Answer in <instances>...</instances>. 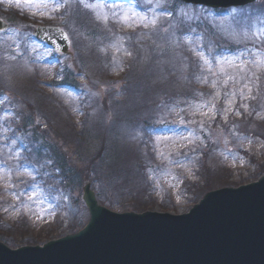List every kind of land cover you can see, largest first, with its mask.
<instances>
[{"label": "trees", "instance_id": "16d2710c", "mask_svg": "<svg viewBox=\"0 0 264 264\" xmlns=\"http://www.w3.org/2000/svg\"><path fill=\"white\" fill-rule=\"evenodd\" d=\"M170 1L165 2V7L173 16ZM248 8L233 10L230 17L239 26L235 35L246 38V43L223 46L220 38L205 35H192L186 41L178 38L179 55L173 58L176 67H166L163 77L159 65L168 61L165 58L168 54L155 51V45L141 33L144 26L131 24L133 31L132 28L121 31L120 36L104 31L97 39L89 30L73 29L79 21L71 18L74 27L68 22L64 29L72 42L79 71L75 73L67 65L56 70L55 79L49 84L50 92L43 87L44 76L32 72L28 77L21 70L24 63L36 69L34 63L47 57L44 52L30 57L29 45L17 34L16 47L22 42L19 50L25 52V57L16 63L15 85L0 81L2 93L7 90L16 95L12 96L15 116L4 117L0 122V131L5 132V142H9L7 151L15 157L10 163H0V168L6 167L7 171L0 173V241L16 247L20 245L16 238L22 239L29 229L22 210L9 227L2 222L10 208L16 209L4 192L7 183L16 179L18 170L23 173L22 178L36 176L43 189L53 194L69 189L80 178H88L99 202L109 209L120 212L153 209L158 199L153 194L151 179L162 172L166 161L157 153L156 137L165 133L169 125L168 109L179 108L185 113L219 89L230 97L226 108L229 113L226 118L217 115L213 127L241 128L264 142V0ZM15 11L0 7V16L20 27L36 23L27 13ZM221 12L212 14L213 21L223 19ZM110 25L119 27L116 21ZM246 49L254 52L251 62L235 64L241 59H232L245 58ZM81 74L104 89L102 97L93 98L81 92L78 83ZM159 77L164 83L156 80ZM7 104L13 105L8 98ZM7 104L2 105L4 110L8 109ZM75 115L80 117L76 120ZM185 117L200 125L195 116L185 114ZM17 135L22 138V146L11 143ZM188 150L180 154L187 157V167L191 165L194 173L191 178L182 177L181 182L184 190L192 189L196 202L208 191L232 185V173L219 158L211 154L200 158L197 152L189 154L192 152ZM33 167L37 170L34 174ZM263 171L261 165L255 176ZM166 194L167 191L159 192L160 210H175V206L166 204L170 200Z\"/></svg>", "mask_w": 264, "mask_h": 264}, {"label": "rangeland", "instance_id": "374dc122", "mask_svg": "<svg viewBox=\"0 0 264 264\" xmlns=\"http://www.w3.org/2000/svg\"><path fill=\"white\" fill-rule=\"evenodd\" d=\"M130 2L137 3L138 7L130 10L133 7ZM164 2L165 0H61V7L53 11V0H0V4L4 8L12 11L16 9L23 11L40 25L61 26L70 22L71 18L78 20V26L74 27L70 22L71 27L77 30H89L95 33L97 39L100 35L102 36L104 31L109 34H120L121 31H125L121 27L110 25L109 22L112 21H117L124 27L127 26L126 30L134 29V27H130L131 23L136 26H144L141 33L155 45V51L158 53L167 52L168 54V56L161 55L165 56L167 62L157 64L160 66L159 69H163L162 77L167 73L166 67L169 69L176 67V61L173 58H178L176 55H179L178 38L186 41L192 35H205L208 38L211 36L220 38L223 41H221L223 46L246 43V38L235 35L239 32L237 30L239 26L237 22L230 20L234 11L229 10L222 15L223 19L213 21L210 13L205 12L204 15H201V10H193L176 5V3H170V10L175 13L171 17ZM117 5L120 7H116ZM50 12L52 15L56 13L59 18L54 15L50 16ZM132 13H136V15ZM141 17H146V19H141ZM227 18L229 20H226ZM153 19L156 20L155 26L151 23ZM13 29L0 36V77L5 80L6 85L9 83L15 85L16 63L25 55V52L19 50L22 42H19L16 47V38L13 39L16 34L11 31ZM25 31H27L26 28L21 29L22 40L28 42L29 38ZM28 45L30 57L32 54L41 51L39 50L41 48H38L34 43L28 42ZM251 53L254 52L249 51L245 58L235 57L232 61L241 59V62L236 61L235 64L249 63L251 62ZM44 56L49 58V61L45 63L46 59L43 58L45 60L35 62L36 69L24 63L21 70L28 77L32 72L38 73L41 77L44 76V79H47L46 82H43L46 89H49V82L55 79L54 72L56 70L58 71L64 65L71 68L76 66V70L78 69L79 64L74 60L73 51L72 62L69 61L70 58L68 57L57 56L50 52H44ZM40 68L47 70V73L44 74ZM182 69L186 70V66ZM214 70L215 68L213 73ZM160 73L158 70L157 74ZM156 80L164 83V79L161 77L156 78ZM78 82L85 83L83 76H79ZM89 87L88 89L81 88V92H84L86 96L97 98L101 97L104 92L100 87ZM229 100V95L219 89L214 96L203 98L197 107L195 106L185 113L178 108L173 111L168 109L171 115L169 128L166 129L165 133L156 137L155 145L159 157L166 161L163 162L162 172L156 177H152L151 186L155 195H158L160 190H168L171 195L169 197L170 202L172 201L176 207L174 211L170 212L171 214L186 213L195 204L197 198L192 189L190 192L187 189L184 190L182 186V177L191 178L194 171H192L191 165L187 167V157L181 156V151L189 152L188 149H190L192 153L189 154L197 152V156L200 158L207 154L219 158L223 167L232 173L231 183L238 185L253 181V176L260 169V166H264V142L246 134L241 128L239 130H224L220 127H213L212 124L217 115L222 114L225 118L228 115L229 112L226 111V108ZM185 114L198 118L200 125L187 120ZM79 117V115H75L76 120ZM13 159L7 148L0 146V163L4 161L10 163ZM214 164L215 162L211 164L210 168L213 169ZM36 171L33 167V174ZM4 172H7L6 167H1L0 173ZM22 174L18 170L16 179L7 183V190L4 192L10 201L16 205V209L10 208L8 210V215L3 221L4 225L8 227L22 210L28 216L31 227L28 234L22 239L16 238V243L22 244V246L43 245L47 241L56 240L76 232L87 223V213L79 201V186L82 178L69 189L58 190L57 193L53 194L43 189L36 180V176L21 178ZM223 174V177L227 176V173L224 172ZM26 179H31V181L27 182ZM26 184L27 186H25ZM29 186L34 189V198L31 201L26 195ZM123 192L124 194L127 193V191ZM112 211L121 213L116 209ZM153 211L159 212V209L155 207ZM5 245L14 250L10 244Z\"/></svg>", "mask_w": 264, "mask_h": 264}, {"label": "water", "instance_id": "95a60500", "mask_svg": "<svg viewBox=\"0 0 264 264\" xmlns=\"http://www.w3.org/2000/svg\"><path fill=\"white\" fill-rule=\"evenodd\" d=\"M210 9L256 0H177ZM7 25L0 21V32ZM37 42L68 55L59 28H40ZM88 224L42 247L10 250L0 242V264H264V173L239 188L206 193L187 215L117 214L98 204L90 183L80 195Z\"/></svg>", "mask_w": 264, "mask_h": 264}, {"label": "snow or ice", "instance_id": "6c2138e0", "mask_svg": "<svg viewBox=\"0 0 264 264\" xmlns=\"http://www.w3.org/2000/svg\"><path fill=\"white\" fill-rule=\"evenodd\" d=\"M61 7V0H53V11L58 10ZM116 7H120V5H117ZM133 15H136V13H132ZM141 19H146V17H141ZM152 25L155 26L156 25V20L153 19L151 21ZM264 31V30H262ZM19 54V53H18ZM38 187V186H36ZM26 195L28 197V200H33L34 198V189L32 188V186H29ZM42 202V201H41Z\"/></svg>", "mask_w": 264, "mask_h": 264}, {"label": "bare ground", "instance_id": "6f19581e", "mask_svg": "<svg viewBox=\"0 0 264 264\" xmlns=\"http://www.w3.org/2000/svg\"><path fill=\"white\" fill-rule=\"evenodd\" d=\"M248 8V6H242V9L244 10V9H247ZM249 9V8H248ZM202 14L201 15H204L205 14V11L204 10H201L200 11Z\"/></svg>", "mask_w": 264, "mask_h": 264}]
</instances>
